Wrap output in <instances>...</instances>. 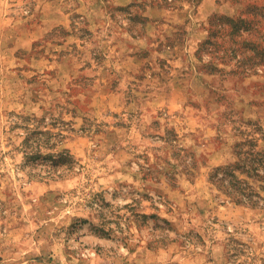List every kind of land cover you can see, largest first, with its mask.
<instances>
[{"label":"rangeland","instance_id":"obj_1","mask_svg":"<svg viewBox=\"0 0 264 264\" xmlns=\"http://www.w3.org/2000/svg\"><path fill=\"white\" fill-rule=\"evenodd\" d=\"M0 264H264V0H0Z\"/></svg>","mask_w":264,"mask_h":264},{"label":"trees","instance_id":"obj_2","mask_svg":"<svg viewBox=\"0 0 264 264\" xmlns=\"http://www.w3.org/2000/svg\"><path fill=\"white\" fill-rule=\"evenodd\" d=\"M251 155H254V152L250 153ZM258 155V153H257ZM263 164V162H260ZM249 164H245L240 162L239 164H236L235 166H231L226 168L224 171V177L221 179L214 178V182L220 187V189L224 190L226 194L234 198L238 202H247L250 204H253L252 196H250L249 193H247V190L249 188H246L244 186L248 187V183H246L243 180H240L238 176H236V170L242 171V173H248V175L253 176V171H257L258 168H251V170H247ZM253 166V165H252ZM251 167V166H249ZM220 171V170H219Z\"/></svg>","mask_w":264,"mask_h":264}]
</instances>
